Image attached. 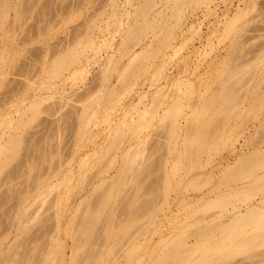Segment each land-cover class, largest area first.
I'll use <instances>...</instances> for the list:
<instances>
[{"label":"rangeland","instance_id":"obj_1","mask_svg":"<svg viewBox=\"0 0 264 264\" xmlns=\"http://www.w3.org/2000/svg\"><path fill=\"white\" fill-rule=\"evenodd\" d=\"M141 1L6 0L4 13L0 10V144L14 136L20 141L16 154L0 165V264L13 258V264H48L59 243L63 255L49 264H88L86 256L106 264H156L196 240L188 261L165 264H264L262 237L254 232L236 237L231 248L202 254V245L218 235L211 228L216 221H207L220 211L215 195L264 183V166L229 181L251 152L264 154V98L248 112L250 91L264 92V0H251L249 10L246 0L186 6L166 41L159 33L174 23L170 0H155L147 22L157 11L161 19L145 37L133 9ZM231 18L234 31L223 36ZM130 30L139 33L138 44L122 49ZM138 50L149 51L148 63L122 86L123 67ZM79 51L73 64L53 75L55 60L68 63ZM249 67V78L241 75ZM223 72L245 77L233 117L216 114L221 99L203 106L216 96ZM117 135L123 138L114 150L109 145ZM199 140L206 147L197 157ZM133 155L140 163L138 178L116 184L115 174ZM110 188L115 191L110 238L99 227L73 246L86 204L92 206L98 191ZM263 194L236 204L244 210ZM208 226L210 233L198 238Z\"/></svg>","mask_w":264,"mask_h":264},{"label":"bare ground","instance_id":"obj_2","mask_svg":"<svg viewBox=\"0 0 264 264\" xmlns=\"http://www.w3.org/2000/svg\"><path fill=\"white\" fill-rule=\"evenodd\" d=\"M19 1H21V0H19ZM5 3H6V0H0V10L1 11L5 8V6H6ZM207 3H208L207 0H170L169 3L167 4L168 5L167 9H168V12H169V13L168 12L167 13L169 15V18H171V19L174 20L173 21L174 23L173 24L170 23L172 25H169L168 27H165V28L163 27L164 29L162 31L160 30L161 32L159 33V34L162 33V35H161L162 38L161 37H158V38H161L162 40H165V41L170 38L171 33H172V29L174 28V26L178 25L179 22H181V20L183 19L182 12L184 11V8L186 6L187 7L188 6H195V5H198V4H204L205 5ZM246 4H248V7H247L246 10H249L251 8V5H252L251 0H246ZM154 5H155V0H142L139 5L134 6L135 8H133L135 10L134 13H135V15L138 18V21L137 22H140V24L138 25L139 27L137 28V30L141 29L140 31L144 35V37L147 35V30L148 29H150V30H154L155 29V31H156V28L158 27V23L160 22L159 20L161 19V15H162L161 12L156 10L157 11L156 14L153 15L152 18H151V20L150 21L148 20V22H147V16L149 15V13H150V11H151V9L153 8ZM15 6H17V5H15ZM164 9H166V8H164ZM3 13H4V10H3ZM3 13H2V15H3ZM253 13H255V12H253ZM238 16H241V15H237L236 17H238ZM1 18H2V16H1ZM164 19H165V17H164ZM233 19L234 18H231L226 23V25L224 26V30L222 31L223 32V34H222L223 36L230 35L234 31L233 26H232V23L234 21ZM248 19H249V17H248ZM120 24H121V22H120ZM137 30H136V32L133 31V30L128 31V33L126 34L127 36H125L126 39H125V41L123 43L124 45H121V48L122 49L123 48L127 49L129 47L128 50H130V49L134 48L138 44V41H139L140 36H139V33H137ZM150 30H149V33H150ZM244 31H245V29H244ZM234 34H235V32H234ZM158 35H156V36H158ZM241 35L239 37H241ZM236 37H238V36H236ZM157 41H158V39L156 40V42ZM240 42H238V43L240 44ZM159 43H160V41H159ZM238 43H236V44H238ZM156 47H157V44H156ZM235 48H236V46H235ZM145 51L138 50L137 52L133 53L130 56V58L128 59L127 63L123 67L122 74H121L122 77L120 78L122 80V82H121L120 85L123 86L126 83H129V81L131 80V78L134 77V75L136 74V72H140V71H142V70L145 69L146 64L148 63V62L146 63V61L149 58V54H150L149 51H148V53H146L147 51L146 52ZM121 52H123V51H121ZM80 54H81V52L79 51L73 58H71V60H69L68 63H65L64 60H63V58H59V59L55 60V62L53 64V69H54L53 75L57 77V75H59V73L64 68V66L69 65L70 63H72L73 61H75ZM72 56H73V54H72ZM152 56H153V54H152ZM261 63L262 62L259 61L256 65L254 64V66H255L254 68L258 67ZM70 66H72V65H70ZM228 68H230V67H228ZM250 68L251 67L245 68L243 70V73H241V75H244L245 76V74H246V76H248V78H249L250 75H248V74H250L251 71H252V69L250 70ZM1 70H2V60L0 59V73H1ZM262 71L264 73V65H262ZM260 79H261V81H264V75ZM243 81H245V77L243 79V78L238 77V76L236 77L235 74L234 75H231V74L228 75L227 73L223 72L221 74V78L218 80L219 89H218V92H217L216 96L209 98V100L207 101V103L205 105H203L204 106V109L205 108L206 109L211 108L214 105V102L216 100L221 99L220 107L216 111V114L219 113V112H224L226 114V116H228V117L235 116L236 110H237V108H235V105L240 100L238 94H241L242 95V93H244L242 91L239 93V89L244 84ZM119 90H120V88H119ZM250 92H251V94L249 96L250 103H249V109H248V112L249 113L252 111L253 108H255L258 104H260V102L264 98V92L261 91V87L256 88V89H253V91H250ZM111 94H113V92H110L109 93L110 96H111ZM241 95H240V97H241ZM111 98H113V97H111ZM94 101H93V103H94ZM112 101H114V100H112ZM172 101L174 102V100H172ZM89 103H90V100H89ZM170 104H172V103H170ZM88 105L91 106V104H88ZM202 112H204V111H202ZM88 113H89V111H88ZM88 113H86V114H88ZM141 119L143 120V118H141ZM141 119H140V121H141ZM19 123H23V119H20L19 120ZM131 125H132V123H131ZM196 129H197V125L195 124L194 127H193V130H194L195 134L198 135L199 133L196 132ZM198 129L201 130L200 128H198ZM117 136H119V135H117ZM120 137H122V136H119L117 138L115 137L116 139L114 141H111V144L109 145L111 149H114L115 150L116 148H118L119 141L121 139ZM199 139H201V138L199 137ZM19 142L20 141H19L18 137L17 136H14V137L8 138L7 140L4 141V143L0 144V165L6 164L9 161L8 155H10V156L13 157L16 154L17 149L19 147ZM109 143L110 142H108V144ZM205 147H206L205 143H203L201 140H199L198 142H196V146H195V149H194L195 156L197 154L201 153V151L203 149H205ZM106 151H107V149H106ZM258 152H259L258 149L255 150V151H253V152H251L250 155H248L246 157V159L244 160L245 161L244 166H242L239 170H237L233 174H230V176H229V179L230 180L229 179L228 180L229 181H236V179L239 176H243V175L251 176V175H253V173H255L257 171L258 168H260L258 170H261V167L264 166V154H260V153L258 154ZM199 155H197V157ZM136 157H137L136 155L129 156V158L126 157L127 158L126 164L125 163H124L125 165L122 164V166H124V167L121 168V169H120V167H118L120 170L117 171V174H115V176L117 175L116 176L117 177V180L115 178L116 184L124 185L127 182L128 179H134V181H136V179L138 178V175L140 174V172H138L137 168H135L137 166V164L138 165L140 164V163H137V160L139 161V159L136 158ZM140 159H141V157H140ZM141 162H142V160H141ZM81 167H83V166H81ZM81 177H82V175H81ZM64 178H66V177H64ZM262 179H264V178H261V180ZM79 180H80V178H79ZM45 183L46 182H44L43 184H45ZM116 184L115 185L113 184V188L114 187L115 188H118L119 187V185H117L118 186L117 187ZM95 187H96V185H95ZM113 188H110V189H107V190L106 189L102 190L103 189L102 188L100 191H98V193H101V194L100 195H96V198L95 199L93 198L94 200L92 201V204H93L92 206L90 205L89 202H88V204H86L85 212H84V214L82 216L83 218L80 219V222L78 221L79 218L77 217V221H78V222L76 221L77 222V224H76L77 227L73 223H70V224H73V226H75V228H76L75 234L73 236V243H72L73 246H74V244L80 246V244H81L80 238L81 239L83 237H86L87 238V236L90 237L93 232H95L97 229H99V227H102L103 228V236L105 238H110V236L112 234L111 226H112L113 214L109 211V208H110L111 204H113V198H114L113 196L115 194L114 193L115 191L111 190ZM96 190L97 189H95V192L97 193ZM43 191L44 192H47V193H50V192H48L49 191L48 189L43 190ZM102 191H104V192H102ZM262 192L264 193V183H262V184L261 183H258L257 185L255 184V186H250L249 185L244 190L239 191V192H237V193H235L233 195H228L229 193H222V192H220L217 195H215V197H214V199L212 201L216 204L217 207H219V210L220 211H219V213H217V214L213 215L212 217H210L209 220H207V221H211V224H212V221H216L214 224H212L213 226L211 228L212 229H215L216 232H218V235L216 234L217 236L211 237L212 238V242H208V243L202 245V248H203L202 254L204 256L208 255L210 252H212L213 250H215V248L217 249V247H224V248H227L228 247V248H231L233 246L231 243L233 242V240L236 237H239V236L244 237L248 232L259 233V236L257 238L262 237V244L264 245V194H263L262 197H260L259 200H254L253 202L249 203L245 207L244 210L243 209L240 210L239 209V205L236 204L238 201L246 202V200H248L249 198L253 197L254 195H257L258 193H262ZM220 195L223 196L224 199L217 200L218 197H220ZM204 200H206V199H204ZM205 203H206V201H205ZM82 208H84V206ZM83 210H82V212H83ZM224 213H225V215H221V214H224ZM131 214H132V217H133L132 223H137L140 220V218L138 217L136 211L135 210H132ZM72 216H74V215H72ZM130 227H131V225H129L127 227L125 226L127 235H128V232H129V229H127V228H130ZM211 228L208 226V228H206V229L204 228V229L200 230V234H198V238H201L202 236L204 237V236L208 235L210 233V229ZM59 229L60 228H58V230ZM57 235H58V233H57ZM127 235H126V237L124 239H127L128 238ZM89 241L91 242L92 240L89 239ZM120 241L121 240H118L116 242V244H119ZM47 242H49V240ZM54 243H55V241H54ZM197 243H198V240H196L195 243H193V244H191L189 246H181L179 249L177 248V249L173 250L171 253L165 254L163 257H160L157 260L156 264H165V262L168 259H171V260H173V261H175L177 263H182V262L188 261L192 257V255L195 254V251L192 248L195 247L197 245ZM59 245H61V244L59 243L58 245H54V247L55 246L56 247L54 248L53 252L50 251L51 254H50V256H48L49 257L48 259L49 260L51 259L50 261L55 260L54 261L55 263L58 262V261H60L62 255H63L62 254V251H63L62 250V247L63 246L62 245L59 246ZM85 253L86 252H84V251L82 252L81 250H79L78 252H76V254H78L77 256H79V258H82L85 255ZM47 255H48V253H47ZM259 255L262 256L261 253ZM263 255H264V253H263ZM73 258H74V256H73ZM85 258H86V261L88 262V264H106V262H102V260H104V259H102L100 261L99 260L90 261L89 260V256H86ZM46 260H45V263H46ZM77 260H79V259L77 258ZM14 261H15V259L13 258L10 261L11 264H13ZM50 261H48V262L50 263Z\"/></svg>","mask_w":264,"mask_h":264}]
</instances>
